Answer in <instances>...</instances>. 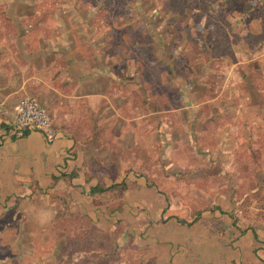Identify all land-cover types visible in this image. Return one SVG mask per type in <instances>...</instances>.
<instances>
[{
	"label": "rangeland",
	"instance_id": "rangeland-1",
	"mask_svg": "<svg viewBox=\"0 0 264 264\" xmlns=\"http://www.w3.org/2000/svg\"><path fill=\"white\" fill-rule=\"evenodd\" d=\"M262 50L264 0H0V87L31 76L86 188L0 197V264H264Z\"/></svg>",
	"mask_w": 264,
	"mask_h": 264
},
{
	"label": "crops",
	"instance_id": "crops-1",
	"mask_svg": "<svg viewBox=\"0 0 264 264\" xmlns=\"http://www.w3.org/2000/svg\"><path fill=\"white\" fill-rule=\"evenodd\" d=\"M256 61L264 70V50L256 56ZM10 71L11 68H7L4 74L9 80L0 87V197L24 196L22 192L30 191L33 185L38 189L46 188L51 194L60 190L65 196L79 194L82 197L80 192L86 190L81 182L82 173L73 176L78 168L81 147L75 145L66 129L56 130L51 121L54 134L51 139L36 130H28L21 138L12 136L10 124L17 111L18 98L26 83L32 79L31 76L23 80L8 76ZM80 81L74 99L84 103L77 108L78 113L85 110L83 113H113L111 117L120 116L122 112L114 107L113 96L109 92L98 93L93 87L85 92L82 86L87 84L86 80ZM93 81L89 79L92 86ZM73 152L78 155L76 161ZM94 188L96 186L90 188L89 195L95 193Z\"/></svg>",
	"mask_w": 264,
	"mask_h": 264
},
{
	"label": "built area",
	"instance_id": "built-area-1",
	"mask_svg": "<svg viewBox=\"0 0 264 264\" xmlns=\"http://www.w3.org/2000/svg\"><path fill=\"white\" fill-rule=\"evenodd\" d=\"M10 128L12 136L16 138L23 137L28 130L39 131L48 139L54 136L47 108L30 96H23L19 100Z\"/></svg>",
	"mask_w": 264,
	"mask_h": 264
},
{
	"label": "trees",
	"instance_id": "trees-1",
	"mask_svg": "<svg viewBox=\"0 0 264 264\" xmlns=\"http://www.w3.org/2000/svg\"><path fill=\"white\" fill-rule=\"evenodd\" d=\"M26 134V133H25ZM112 187H108V188H101L100 186H98V187H96V188H94L93 190H94V192H96L97 190L99 191V192H104V191H107V190H109V189H111ZM198 218H196L195 220H194V222L197 220ZM181 222V221H180ZM184 222V221H183ZM185 223V222H184ZM188 225H191V223H188Z\"/></svg>",
	"mask_w": 264,
	"mask_h": 264
}]
</instances>
